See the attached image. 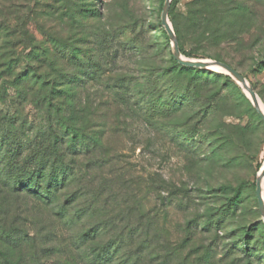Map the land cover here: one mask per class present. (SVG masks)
<instances>
[{
    "label": "rangeland",
    "instance_id": "obj_1",
    "mask_svg": "<svg viewBox=\"0 0 264 264\" xmlns=\"http://www.w3.org/2000/svg\"><path fill=\"white\" fill-rule=\"evenodd\" d=\"M164 3L0 0V122H10L26 141L46 127L48 115L59 113L81 135L100 137L96 153L103 160L98 166L92 158L83 161L81 175L91 193L98 189L100 195L89 193L83 201L99 197L105 213L121 211L123 219L135 217L133 208L141 207L155 264H264L255 196L264 164V123L240 86L230 76L232 82L205 76L219 95L203 129L207 136L199 133L190 141L150 125L134 104L140 75L161 66L171 51L162 36ZM172 12L185 51L199 55L189 59L229 63L264 107V0H177ZM69 47L80 62L90 58L102 66L97 81L79 76L86 81L71 85L62 77H73L79 64L58 58ZM234 199L220 224H205ZM32 204L23 202L30 234L48 236V245L64 241L68 231L53 210ZM246 251L254 257L246 259ZM55 261L51 257L48 264Z\"/></svg>",
    "mask_w": 264,
    "mask_h": 264
},
{
    "label": "trees",
    "instance_id": "obj_2",
    "mask_svg": "<svg viewBox=\"0 0 264 264\" xmlns=\"http://www.w3.org/2000/svg\"><path fill=\"white\" fill-rule=\"evenodd\" d=\"M176 1H171L168 18L180 53L195 58L199 55L184 49L181 29L172 12ZM162 36L170 48L165 30ZM70 49L67 55L63 51L58 58H66L73 66L75 61L79 64L73 77H62L71 85L86 80L97 81L102 66L91 62L90 58L86 63L80 62L76 49ZM143 72L141 81L135 86L134 104L146 121L184 141H190L199 133L206 137L203 129L214 106L212 101L219 92L208 88L205 76L212 75L217 81L223 79L226 82H232L231 78L209 70L181 66L173 59L171 51L161 66ZM194 99L199 101L198 104ZM191 103L197 107L190 109ZM188 110L192 111L188 121L180 124L178 119ZM87 136L81 135L72 120L64 121L59 113L48 115L46 127L26 141L20 139L10 122H0V264H48L51 257L56 259L52 264H155L146 213L141 207L133 208L135 217L127 214L123 219L118 218L121 211H116L115 216L111 214L115 211L105 213L106 209L99 206V197L83 201L92 188L81 181L86 169L83 161L92 158L94 166H98L103 160L96 153L101 148V138L92 134ZM97 190L91 194L100 195L95 193ZM223 193L228 194L226 190ZM30 201L34 206L53 210L57 223L65 225L68 231L64 241L59 239L55 245H48L52 240L48 236L39 232L30 234L24 225L28 220L23 211V202ZM235 202L236 199L230 200L228 206L210 214L205 224H220ZM31 224L34 225L33 221ZM261 225L264 228L262 222ZM245 231L249 232V229ZM37 239L41 243L38 244ZM252 254L246 251L244 256L250 260L254 257ZM66 255H70L69 261H62Z\"/></svg>",
    "mask_w": 264,
    "mask_h": 264
},
{
    "label": "water",
    "instance_id": "obj_3",
    "mask_svg": "<svg viewBox=\"0 0 264 264\" xmlns=\"http://www.w3.org/2000/svg\"><path fill=\"white\" fill-rule=\"evenodd\" d=\"M172 0H165L162 13H161V24L164 30L167 33L168 39L171 45V53L173 59L181 66L190 67V68H198L202 70H211L219 73L226 74L230 76L235 82L240 86L245 96L250 101L252 107L259 115L261 120L264 123V114L260 110L259 107V97L256 94L255 90L253 89L252 85L248 83L246 78L238 73L233 68L229 67L228 65L215 61V60H208V59H189L184 57L179 50L178 41L176 35L174 34L172 25L168 19V11ZM263 181V184H262ZM264 164L256 177L255 183V196L257 199L258 210L262 221L264 223Z\"/></svg>",
    "mask_w": 264,
    "mask_h": 264
},
{
    "label": "bare ground",
    "instance_id": "obj_4",
    "mask_svg": "<svg viewBox=\"0 0 264 264\" xmlns=\"http://www.w3.org/2000/svg\"><path fill=\"white\" fill-rule=\"evenodd\" d=\"M258 101H259V99H258ZM259 107H260V110L262 111V113L264 114V107H263V105L261 104L260 101H259ZM262 184H263V181H262Z\"/></svg>",
    "mask_w": 264,
    "mask_h": 264
}]
</instances>
